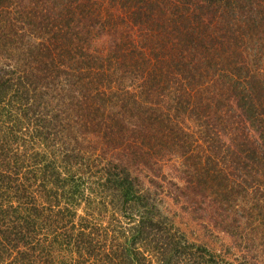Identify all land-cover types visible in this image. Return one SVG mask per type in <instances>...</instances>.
<instances>
[{
    "label": "trees",
    "instance_id": "trees-1",
    "mask_svg": "<svg viewBox=\"0 0 264 264\" xmlns=\"http://www.w3.org/2000/svg\"><path fill=\"white\" fill-rule=\"evenodd\" d=\"M0 264H264V0H0Z\"/></svg>",
    "mask_w": 264,
    "mask_h": 264
},
{
    "label": "rangeland",
    "instance_id": "rangeland-1",
    "mask_svg": "<svg viewBox=\"0 0 264 264\" xmlns=\"http://www.w3.org/2000/svg\"><path fill=\"white\" fill-rule=\"evenodd\" d=\"M233 100L232 98H229L228 100H226V103H225V108L227 106H230V111H231V114H235V120H238V113L239 112H235L237 110L234 111V106L231 107V105H233ZM211 112H208L207 114L210 115ZM221 113H223L225 115L226 111H221ZM213 115V121L210 123V125L213 127V128H218V126L220 125L219 123V120H218V117H217V114H211ZM185 124H189V126H186L185 125V130H188L190 132L191 135H193V138L197 140L199 138H202L203 137V132L200 131L199 129H205L203 127V124H197L195 123L194 121H189V120H186L185 121ZM157 128V124L155 123L153 125V128ZM201 140V139H200ZM199 140V141H200ZM196 143H200L202 146H203V150H204V153L205 155L207 156H212V152H213V149L211 147H213L210 143H203V142H196ZM182 145L179 144L177 147H173L171 148L173 151H175L176 153L179 154L180 150H181V147ZM176 161L177 160H172L170 162H168L167 166L164 168L163 170V174H167V175H170V178L174 177V176H180L181 174L179 172L176 173V169H177V164H176ZM180 174V175H179ZM173 207V210L175 213H176V222L179 224V226L182 227V229H184L190 236L191 239H202L204 240V237L203 235L205 234H208L200 225H199V222H204V220L200 219L199 221L196 220V219H193L192 218V215L188 214L187 211L181 209L180 205L176 204V206H172ZM188 210V209H187ZM199 219V218H198ZM215 235V234H214ZM218 236V239L215 238V237H212V238H207L208 240H213L211 242L215 243V245H218L219 244V241L222 240L223 243H227L228 240H224L225 239V235L223 234H217Z\"/></svg>",
    "mask_w": 264,
    "mask_h": 264
}]
</instances>
